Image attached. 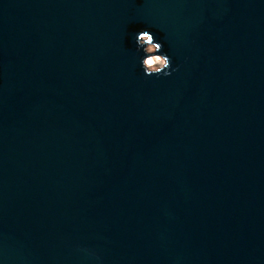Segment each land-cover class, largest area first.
Masks as SVG:
<instances>
[{"label":"water","instance_id":"obj_1","mask_svg":"<svg viewBox=\"0 0 264 264\" xmlns=\"http://www.w3.org/2000/svg\"><path fill=\"white\" fill-rule=\"evenodd\" d=\"M0 264H264V0H0Z\"/></svg>","mask_w":264,"mask_h":264},{"label":"clouds","instance_id":"obj_2","mask_svg":"<svg viewBox=\"0 0 264 264\" xmlns=\"http://www.w3.org/2000/svg\"><path fill=\"white\" fill-rule=\"evenodd\" d=\"M132 27L138 33L135 36L136 50L137 52H143L140 63L145 75L170 76L178 70V68L172 67L171 58L164 51L163 43L158 42L153 34L157 31L156 29L149 28L142 23H136ZM83 251L95 256V253L89 249H83ZM96 258L99 259V257Z\"/></svg>","mask_w":264,"mask_h":264}]
</instances>
